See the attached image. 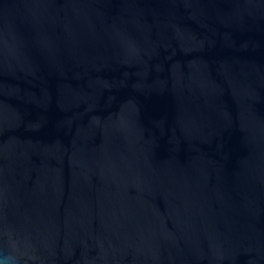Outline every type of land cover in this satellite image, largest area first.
<instances>
[{"label": "water", "instance_id": "1", "mask_svg": "<svg viewBox=\"0 0 264 264\" xmlns=\"http://www.w3.org/2000/svg\"><path fill=\"white\" fill-rule=\"evenodd\" d=\"M264 264V0H0V262Z\"/></svg>", "mask_w": 264, "mask_h": 264}, {"label": "clouds", "instance_id": "2", "mask_svg": "<svg viewBox=\"0 0 264 264\" xmlns=\"http://www.w3.org/2000/svg\"><path fill=\"white\" fill-rule=\"evenodd\" d=\"M9 259L10 258H8V257H3V261L0 262V264H8Z\"/></svg>", "mask_w": 264, "mask_h": 264}]
</instances>
